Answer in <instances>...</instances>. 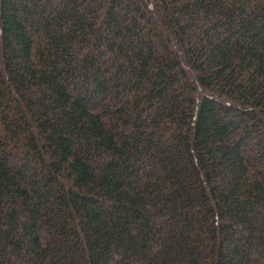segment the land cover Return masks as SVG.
Returning a JSON list of instances; mask_svg holds the SVG:
<instances>
[{
	"label": "trees",
	"instance_id": "trees-1",
	"mask_svg": "<svg viewBox=\"0 0 264 264\" xmlns=\"http://www.w3.org/2000/svg\"><path fill=\"white\" fill-rule=\"evenodd\" d=\"M0 264H264V0H0Z\"/></svg>",
	"mask_w": 264,
	"mask_h": 264
}]
</instances>
